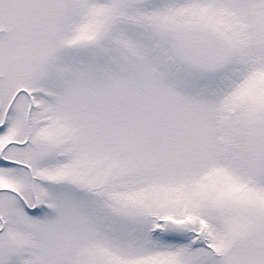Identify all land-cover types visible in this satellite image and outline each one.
Here are the masks:
<instances>
[{"label": "snow or ice", "instance_id": "6c2138e0", "mask_svg": "<svg viewBox=\"0 0 264 264\" xmlns=\"http://www.w3.org/2000/svg\"><path fill=\"white\" fill-rule=\"evenodd\" d=\"M0 264H264V0H0Z\"/></svg>", "mask_w": 264, "mask_h": 264}]
</instances>
